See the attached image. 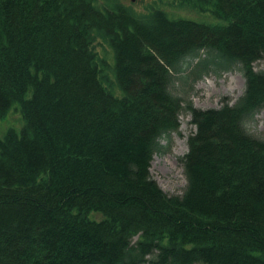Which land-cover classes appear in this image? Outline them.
Masks as SVG:
<instances>
[{
    "label": "trees",
    "instance_id": "obj_1",
    "mask_svg": "<svg viewBox=\"0 0 264 264\" xmlns=\"http://www.w3.org/2000/svg\"><path fill=\"white\" fill-rule=\"evenodd\" d=\"M185 2L214 23L119 0H0V120L22 116L0 137V264H264V137L249 129L264 110V0ZM235 69L234 104L197 109L179 92ZM185 112L186 186L169 195L152 161Z\"/></svg>",
    "mask_w": 264,
    "mask_h": 264
},
{
    "label": "rangeland",
    "instance_id": "obj_2",
    "mask_svg": "<svg viewBox=\"0 0 264 264\" xmlns=\"http://www.w3.org/2000/svg\"><path fill=\"white\" fill-rule=\"evenodd\" d=\"M126 6H131L138 14L146 15L154 7L165 10L175 18H186L196 22L214 23L213 18L203 11V8H197L192 3L185 0H135L131 5L129 0H119ZM98 50L106 57L110 64L113 63V54L107 42L99 40ZM198 63V59L192 60L191 68ZM255 70H264V61L255 64ZM192 69L187 71L189 76ZM110 80L115 84L113 75L109 71ZM188 86L181 81L178 89L183 97L191 102L197 109L220 108L224 100L234 104L245 91V80L242 73L238 70L230 72H209L203 74L197 81L189 78ZM192 79V80H191ZM12 111L6 119L0 120V137H4L10 128L18 129L22 125V116L18 105L12 107ZM16 110H19L16 111ZM250 131L260 137H264V110L257 114L249 124ZM196 131V127L191 123V116L188 113H182L180 116V128L178 132L170 135V138H164L161 146L164 151L154 156L151 167V174L156 182L169 195H179L186 186V179L181 164V158L188 152V138Z\"/></svg>",
    "mask_w": 264,
    "mask_h": 264
}]
</instances>
